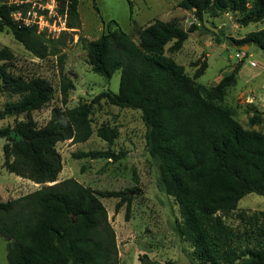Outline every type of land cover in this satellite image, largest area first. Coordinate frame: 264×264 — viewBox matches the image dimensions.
Listing matches in <instances>:
<instances>
[{"label":"trees","instance_id":"1","mask_svg":"<svg viewBox=\"0 0 264 264\" xmlns=\"http://www.w3.org/2000/svg\"><path fill=\"white\" fill-rule=\"evenodd\" d=\"M79 0H63L60 12L67 16V28L80 27ZM28 4L0 5V27H8L14 38L39 59L59 52L36 26L26 27L12 14L27 10ZM179 7L191 11L197 23L184 30L178 19L155 20L142 29L136 43L121 28L95 40L81 39L92 71L104 78L120 72L118 93L103 92L94 102L72 109L55 107L51 119L39 127L32 114L47 106L55 95L51 81L14 75L8 63L14 53L0 49V89L18 96L0 111V120L26 114L27 120L0 128L4 145L3 168L11 174L43 187L33 193L4 202L0 196V237L8 241V264H120L116 233L100 197L131 200L125 191H96L75 179L58 182L63 160L59 143H85L95 133L93 106L101 100L122 109L138 110L148 128V151L159 172V186L181 208L183 223L178 232L192 242L194 264H264V221L255 226L242 247L223 220L237 210L251 194L264 197V133L245 129L231 109L219 105L227 91L238 82L242 64L211 89L196 84L208 69L196 62L189 77L183 66L162 55H152L174 42L182 49L190 35L201 28L206 14L238 13L239 25L247 27L264 21V0H182ZM130 10L132 5L130 3ZM233 46H256L264 53V28L241 40L228 38ZM74 84L62 79L61 94L68 101ZM251 123H260L253 116ZM98 137L112 146L118 131L102 126ZM76 158L118 161L125 154L111 150L75 154Z\"/></svg>","mask_w":264,"mask_h":264},{"label":"rangeland","instance_id":"2","mask_svg":"<svg viewBox=\"0 0 264 264\" xmlns=\"http://www.w3.org/2000/svg\"><path fill=\"white\" fill-rule=\"evenodd\" d=\"M21 1L28 4L27 10H22L23 15L31 12V17L38 22L39 32L45 34L59 52L56 56L39 59L14 38L8 27H0V49L8 48L15 55V60L8 63L10 72L27 79L46 78L54 86V99L32 114L39 127L49 122L55 107L72 109L94 102L103 92H119L120 72L109 79L95 74L81 39L95 41L103 33L119 27L139 43L142 29L155 20L169 22L178 19L184 30L197 23L191 11L179 7L182 0H79L80 27L68 29L67 16L60 12L63 0H0V5L15 2L21 6ZM253 1L249 0L250 4ZM240 17V14L231 12L216 18L206 14L201 28L190 35L181 50H174L172 42L150 54L173 59L184 67L189 77H193L198 68L196 62L207 63L205 74L196 80L199 88L205 89L217 86L242 64L238 82L227 91L222 103H216L231 109L245 129L264 133V53L256 46L245 51L244 47H235L228 40H241L250 32L264 28V21L242 27L238 23ZM63 78L74 84L67 102L63 101L61 94ZM19 99L0 89V111ZM253 116H257L260 123H251ZM91 118L95 133L87 142L67 141L57 145L63 160L58 182L72 178L96 191L128 192L131 200L129 220L126 219L127 204L117 212L120 199L100 197L116 233L120 264H146L149 260L152 264L197 262L192 242L178 232V226L183 223L181 208L159 186V172L147 148L148 128L141 111L122 109L101 100L93 106ZM26 120V114L9 116L0 120V128L13 127ZM102 126L118 131V138L112 146L98 137L96 131ZM5 144L6 140L0 139V196L4 202L43 187L3 168ZM107 150L123 153L125 157L114 161L74 156ZM255 217L264 221V197L254 194L244 197L236 211L223 215L225 224L236 236H245L238 240L242 247L253 246L252 240L246 241V238L254 231ZM7 247L8 241L0 237V264H8Z\"/></svg>","mask_w":264,"mask_h":264},{"label":"built area","instance_id":"3","mask_svg":"<svg viewBox=\"0 0 264 264\" xmlns=\"http://www.w3.org/2000/svg\"><path fill=\"white\" fill-rule=\"evenodd\" d=\"M20 3H21V5L27 4V3L24 4L22 1ZM3 4L19 6L15 2L2 3V5ZM25 12H27V11H25ZM12 16L17 22H20L21 25L26 26V27H33V26H36L38 24V22L36 21V18H32L31 17V12L30 11H28L27 15H23V11L22 10L21 11H17V12H14L12 14ZM252 65L254 66L255 63H252Z\"/></svg>","mask_w":264,"mask_h":264},{"label":"water","instance_id":"4","mask_svg":"<svg viewBox=\"0 0 264 264\" xmlns=\"http://www.w3.org/2000/svg\"><path fill=\"white\" fill-rule=\"evenodd\" d=\"M243 50L248 51V50H250V47H249V46H245V47L243 48ZM146 264H152V262L149 260V261H147Z\"/></svg>","mask_w":264,"mask_h":264},{"label":"crops","instance_id":"5","mask_svg":"<svg viewBox=\"0 0 264 264\" xmlns=\"http://www.w3.org/2000/svg\"><path fill=\"white\" fill-rule=\"evenodd\" d=\"M252 65V64H251ZM252 103V102H251Z\"/></svg>","mask_w":264,"mask_h":264}]
</instances>
